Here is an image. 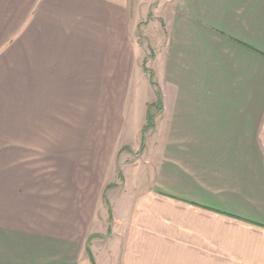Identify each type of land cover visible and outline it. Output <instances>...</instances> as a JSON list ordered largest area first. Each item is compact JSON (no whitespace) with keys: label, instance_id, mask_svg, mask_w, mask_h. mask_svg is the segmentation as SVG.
Listing matches in <instances>:
<instances>
[{"label":"crops","instance_id":"1","mask_svg":"<svg viewBox=\"0 0 264 264\" xmlns=\"http://www.w3.org/2000/svg\"><path fill=\"white\" fill-rule=\"evenodd\" d=\"M157 2V90L124 163L84 127L139 7L0 0V264H264V0Z\"/></svg>","mask_w":264,"mask_h":264},{"label":"rangeland","instance_id":"2","mask_svg":"<svg viewBox=\"0 0 264 264\" xmlns=\"http://www.w3.org/2000/svg\"><path fill=\"white\" fill-rule=\"evenodd\" d=\"M157 3V0H132L133 7H139L140 13L130 15L131 21L129 24L132 27V31L130 29L129 32L131 33V35L129 34L130 40L123 41V44L126 46L125 50L131 56V62L127 65L128 68L126 67L122 71L121 78L109 80V85L106 80L105 84L101 83L102 93L100 95L98 124L92 127H84V134L86 135L98 134L100 136H107L109 134L108 131H110V136L115 141L116 148L118 149L119 146H123V153L119 156V160L121 159L124 163L132 161L135 158V154L141 150L138 149L137 153H134L129 146H126H138L142 136V133L139 135L132 133L133 127H130V125L140 124L139 115L145 108V102L142 99L147 97V94L148 96H152L155 90H157L155 71L159 60L156 58V53L157 51L161 52L162 45L165 42L164 24L160 16L155 13ZM120 56L121 53L117 52V59ZM109 86H115L117 90L115 95H108L107 89ZM149 112L152 115V120L150 121L152 124L148 125L147 121L143 128V136L154 132L152 126L155 122V108H151ZM110 121L116 126H108ZM112 144L110 145L112 146ZM43 165L46 166L45 163ZM117 167L115 173L117 181L115 183H108L109 181L105 183L106 190L103 195L104 197L101 198V211L109 208V212L111 213L110 199L113 201V194L117 192L115 195L117 196L118 192L122 190L120 188L122 186L121 182H123V175ZM40 170L42 171V169ZM109 173H111V170ZM37 177L40 178L42 175L37 174ZM107 178L109 180V177ZM42 192L43 190L38 189V194H42ZM113 205L117 214V211L122 210V197L115 199ZM111 220L113 218L110 217L109 221ZM100 237L102 238V236Z\"/></svg>","mask_w":264,"mask_h":264},{"label":"trees","instance_id":"3","mask_svg":"<svg viewBox=\"0 0 264 264\" xmlns=\"http://www.w3.org/2000/svg\"><path fill=\"white\" fill-rule=\"evenodd\" d=\"M151 120H152V115L150 114V112H148V114H147L148 125L152 124V123H150ZM146 128H147V127H146ZM146 128H145V129H146Z\"/></svg>","mask_w":264,"mask_h":264}]
</instances>
